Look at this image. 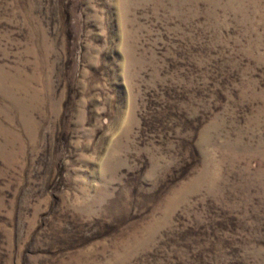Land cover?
<instances>
[{
  "label": "rangeland",
  "instance_id": "1",
  "mask_svg": "<svg viewBox=\"0 0 264 264\" xmlns=\"http://www.w3.org/2000/svg\"><path fill=\"white\" fill-rule=\"evenodd\" d=\"M0 264H264V0H0Z\"/></svg>",
  "mask_w": 264,
  "mask_h": 264
}]
</instances>
